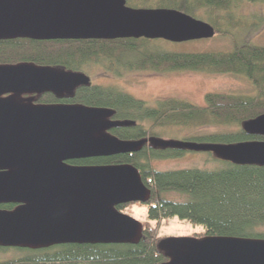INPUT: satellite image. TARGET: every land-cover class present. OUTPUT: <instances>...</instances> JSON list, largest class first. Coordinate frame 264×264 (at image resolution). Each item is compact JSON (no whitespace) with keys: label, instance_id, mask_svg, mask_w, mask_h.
I'll return each instance as SVG.
<instances>
[{"label":"water","instance_id":"obj_1","mask_svg":"<svg viewBox=\"0 0 264 264\" xmlns=\"http://www.w3.org/2000/svg\"><path fill=\"white\" fill-rule=\"evenodd\" d=\"M214 26L170 7H133L126 0H0V39L210 38ZM88 76L32 62L0 64V246L46 248L64 243H137L142 223L116 208L145 203L150 189L132 164L71 165L67 159L157 147L210 151L235 164L264 165V140L201 143L154 136L120 139L126 121L114 110L80 103L34 104L24 93L71 95ZM264 135V113L242 123ZM159 264H264V238L172 236L158 241Z\"/></svg>","mask_w":264,"mask_h":264},{"label":"trees","instance_id":"obj_2","mask_svg":"<svg viewBox=\"0 0 264 264\" xmlns=\"http://www.w3.org/2000/svg\"><path fill=\"white\" fill-rule=\"evenodd\" d=\"M154 3L155 7L175 8L195 16L205 10L212 16L215 33H223L222 20L237 0H126ZM222 12V13H221ZM215 13V14H214ZM225 32V31H224ZM227 33V32H226ZM146 38L116 39H0V64L32 62L88 73L91 65L119 62L121 54L134 52L131 67L158 72L188 70L230 74L243 77L250 93L207 92L204 104L166 97L148 104L113 85L81 84L68 97L70 102L87 106L108 107L113 117L126 121L111 132L121 139L159 138L161 131L175 128L218 127V131L195 134L190 140L201 143H234L264 140V135L250 134L242 123L264 113V45L235 43L227 51L178 52L151 50ZM119 60V61H118ZM55 96L44 93L38 102H51ZM183 150L157 147L148 141L135 152L75 159L78 165L129 163L137 167L141 180L150 189L145 203L118 204L124 210L132 204L145 207L142 236L137 243H64L46 248L30 249L0 247L25 251L15 260L0 264H159L166 257L158 249L160 230L171 216L200 225L191 236L230 235L264 238V165L235 164L220 160L214 169L178 168L160 170L152 160L182 155ZM166 193H176L168 197ZM11 207V206H10ZM9 207V208H10ZM26 255V256H25Z\"/></svg>","mask_w":264,"mask_h":264},{"label":"rangeland","instance_id":"obj_3","mask_svg":"<svg viewBox=\"0 0 264 264\" xmlns=\"http://www.w3.org/2000/svg\"><path fill=\"white\" fill-rule=\"evenodd\" d=\"M237 1L228 12H221L222 14H228V17L222 20L220 26L223 33H216L210 38L182 42L153 39L151 41H143L142 44L151 50L163 51L167 49L178 52L227 51L235 43L264 45V0ZM155 5L152 2H137V5L133 7H155ZM211 16L205 10H200L196 15L197 18L209 23ZM136 57L134 52H129L121 54L119 57L120 61L115 62L112 67L107 64L91 65L88 69L90 82L116 86L135 98L142 99L152 105L156 100L166 97H176L202 105L205 102L204 95L207 92H252L247 80L240 76L188 70L158 72L151 69H137L128 64V61H134ZM220 129L218 127L186 129L170 127L161 131L159 138L190 140L195 134L218 131ZM151 163L160 170L178 168L214 169L220 164V160L210 151L186 149L183 150L182 155L155 159ZM166 195L168 197H177L176 193H166ZM125 213L139 221H143L145 218V207L140 204H134L126 207ZM200 227V225L193 226L177 216H171L168 218L167 224L160 230V235H162V238L191 236V233ZM24 252L14 248L0 250V261L22 258Z\"/></svg>","mask_w":264,"mask_h":264},{"label":"flooded vegetation","instance_id":"obj_4","mask_svg":"<svg viewBox=\"0 0 264 264\" xmlns=\"http://www.w3.org/2000/svg\"><path fill=\"white\" fill-rule=\"evenodd\" d=\"M67 70V69H66ZM80 72H82V71H80ZM83 73H85V72H83ZM87 76H88V78H89V83H91L90 81H91V79H90V75L88 74V73H85ZM91 84H93V83H91ZM79 86V85H78ZM77 86V87H78ZM76 87V88H77ZM75 88V89H76ZM75 89H74V91H75ZM73 91V92H74ZM51 93V94H53L54 96H55V100H53V101H51V102H38L37 101V97L39 96V95H41V94H44V93ZM73 94V93H72ZM71 94V95H72ZM71 95H67L66 93H64L62 96H57V95H55L53 92H50V91H47V92H42V93H38V94H34V93H24V94H22L21 96L23 97V98H27V97H33L32 98V102L34 103V104H57V103H74V102H70L69 100H68V97L69 96H71ZM111 119H118V118H116V117H113V116H111L110 117ZM120 126H123V125H119V126H116V127H111L110 129H109V132L111 133V134H113L112 132H111V130L113 129V128H117V127H120ZM113 135H115V134H113ZM118 137V136H117ZM119 138V137H118ZM121 139V138H120ZM80 159H83V158H80ZM73 160H75V159H67V160H65V162L66 163H68V164H71V165H78V164H74L73 162H71V161H73ZM135 203V202H134ZM126 204V203H125ZM18 205V203H15V202H0V209H5V210H10V209H13L15 206H17ZM132 205H134V204H132ZM11 206V207H10ZM10 207V208H9ZM126 209V208H125ZM125 209L124 210H120V211H122V212H124L125 213ZM56 245H59V244H56ZM52 246H54V245H52ZM0 247H2V246H0ZM167 260V258L165 259V261Z\"/></svg>","mask_w":264,"mask_h":264}]
</instances>
